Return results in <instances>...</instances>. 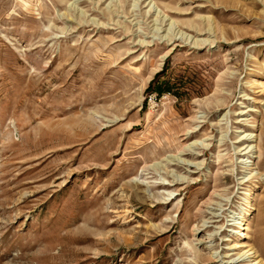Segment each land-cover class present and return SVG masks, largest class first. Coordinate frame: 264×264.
Returning <instances> with one entry per match:
<instances>
[{"label": "rangeland", "instance_id": "rangeland-1", "mask_svg": "<svg viewBox=\"0 0 264 264\" xmlns=\"http://www.w3.org/2000/svg\"><path fill=\"white\" fill-rule=\"evenodd\" d=\"M250 249L264 264V0H0V264Z\"/></svg>", "mask_w": 264, "mask_h": 264}, {"label": "bare ground", "instance_id": "bare-ground-1", "mask_svg": "<svg viewBox=\"0 0 264 264\" xmlns=\"http://www.w3.org/2000/svg\"><path fill=\"white\" fill-rule=\"evenodd\" d=\"M100 1H102V0H100ZM136 1H138V2H141L142 4H143V2L145 3V0H136ZM151 4V3H150ZM149 4V5H150ZM151 10H153V8L151 7ZM159 29H157V31H158ZM189 37V36H188ZM187 37V38H188ZM173 38H175V39H177V37H176V35L174 36V37H172V39ZM160 39H162V38H160ZM172 39H170L169 41H171ZM253 139V136L252 135H248V136H244V137H242V140L240 141V142H249L250 140H252ZM244 142V143H245ZM244 152L246 151H248V154H251L252 152H253V146H247L244 150H243ZM249 159V158H248ZM248 159H246L245 161H242V163L243 164H245V165H248V164H250V163H252L251 161H248ZM175 160H178V162H179V159H170L169 161H168V163L169 164H172V161H175ZM174 163V162H173ZM183 163V162H182ZM184 164V163H183ZM179 180V179H178ZM239 216V215H238ZM238 218L239 217H237L236 215H234L233 216V223L234 224H236V222H237V220H238ZM246 230H248V228L246 227V228H244V229H242V231H235L234 229L231 231L232 232V236H236V238L237 237H240L241 238V240H244L245 239V237L247 236L246 235V233H244V231H246ZM240 248H248V246L245 244V242L244 241H241V245H239V246H237V245H234V242H233V244L232 245H230L229 246V248H228V250H230V251H235V250H238V249H240ZM231 256V258H233L232 256L233 255H230ZM252 257H256V253H254L253 251H252V249H250V250H248V251H246V252H243V253H241L240 255H239V257H237V258H234V259H232L230 262L228 261V262H224L223 260L224 259H222L221 258V260H220V262H223L224 264H245V263H247V262H249L248 260L249 259H251ZM224 258H226V257H224ZM228 258H230V257H228ZM230 258V259H231ZM257 260V259H256ZM249 264H251V263H249ZM255 264H260V262H257V263H255Z\"/></svg>", "mask_w": 264, "mask_h": 264}]
</instances>
